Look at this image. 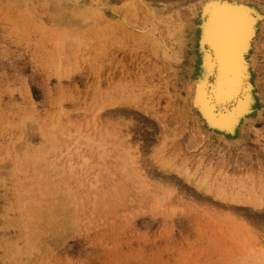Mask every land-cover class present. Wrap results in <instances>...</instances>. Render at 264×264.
<instances>
[{
  "label": "rangeland",
  "instance_id": "obj_1",
  "mask_svg": "<svg viewBox=\"0 0 264 264\" xmlns=\"http://www.w3.org/2000/svg\"><path fill=\"white\" fill-rule=\"evenodd\" d=\"M130 1L0 0V264H264V111L239 142L202 132L186 58L141 37L145 3L180 0L120 30Z\"/></svg>",
  "mask_w": 264,
  "mask_h": 264
},
{
  "label": "bare ground",
  "instance_id": "obj_2",
  "mask_svg": "<svg viewBox=\"0 0 264 264\" xmlns=\"http://www.w3.org/2000/svg\"><path fill=\"white\" fill-rule=\"evenodd\" d=\"M183 2L172 3L177 8L172 13H165V3L157 7L145 3L143 20L149 25L141 37L147 38L148 45L162 53L167 62H175L181 55L186 58L183 74L187 98L184 97L183 108L200 120V130L223 142H239L247 127L253 125L264 111L261 68L264 2L204 0L199 7H191L187 14L179 10ZM137 3L131 0L125 3V13L119 12L120 30L137 21L134 19ZM88 13L102 15L103 11L99 5H91L85 14ZM177 19L180 22L173 24ZM163 27L168 36L174 35L172 32L176 30L174 39L182 44V53L179 49H167V39L158 34ZM130 32L132 36L136 30L131 28ZM170 87L171 84L165 88L166 94ZM120 95L122 103L131 101L130 95ZM169 106H174L170 100ZM68 133L71 135L70 130ZM125 154L129 161H134L137 150L127 149ZM172 169L183 175L189 174L187 169ZM261 203L258 198L254 204Z\"/></svg>",
  "mask_w": 264,
  "mask_h": 264
}]
</instances>
